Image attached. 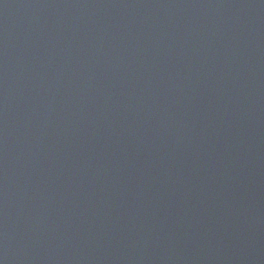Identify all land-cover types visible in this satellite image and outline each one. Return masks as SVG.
<instances>
[{"label": "water", "instance_id": "water-1", "mask_svg": "<svg viewBox=\"0 0 264 264\" xmlns=\"http://www.w3.org/2000/svg\"><path fill=\"white\" fill-rule=\"evenodd\" d=\"M0 264H264V0H0Z\"/></svg>", "mask_w": 264, "mask_h": 264}]
</instances>
